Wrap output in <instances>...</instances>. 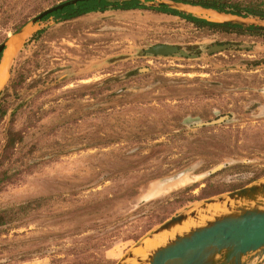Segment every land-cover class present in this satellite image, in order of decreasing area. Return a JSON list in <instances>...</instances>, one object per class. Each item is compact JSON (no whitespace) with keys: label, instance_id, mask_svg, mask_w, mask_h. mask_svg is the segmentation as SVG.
<instances>
[{"label":"rangeland","instance_id":"1","mask_svg":"<svg viewBox=\"0 0 264 264\" xmlns=\"http://www.w3.org/2000/svg\"><path fill=\"white\" fill-rule=\"evenodd\" d=\"M19 4L25 12L49 0ZM195 8L201 15L185 7L216 21ZM36 14L3 84L27 61L0 120V151L9 126L22 132L0 207L53 198L0 235V262L65 255V264L76 253L82 264H114L165 219L264 175V32L212 31L148 9L32 23ZM155 44L188 55L145 52ZM213 44L227 46L207 52ZM32 111L38 119L28 124ZM20 252L28 259L7 261Z\"/></svg>","mask_w":264,"mask_h":264},{"label":"water","instance_id":"2","mask_svg":"<svg viewBox=\"0 0 264 264\" xmlns=\"http://www.w3.org/2000/svg\"><path fill=\"white\" fill-rule=\"evenodd\" d=\"M76 1L80 0H64L46 7L30 21L36 22L44 15ZM158 3H166L170 7L176 4L161 0L150 5ZM226 15L232 18L213 22L236 23L242 27L252 25L264 31L263 24L247 23L243 17ZM4 46L5 42L0 44L1 53ZM226 46L213 44L207 52L220 51ZM145 52L154 55H188L169 44H155L145 49ZM220 120L222 118L215 121ZM185 222L187 226L184 227L182 224ZM161 234H164V239L157 246L141 253L144 241ZM263 255L264 175L237 189L205 198L197 207L165 219L114 264H255Z\"/></svg>","mask_w":264,"mask_h":264},{"label":"trees","instance_id":"3","mask_svg":"<svg viewBox=\"0 0 264 264\" xmlns=\"http://www.w3.org/2000/svg\"><path fill=\"white\" fill-rule=\"evenodd\" d=\"M19 0H0V44L6 41L5 32L8 31L11 34H16L24 27L29 19L35 13H38L43 9L34 4L29 10L23 12L22 4L17 5ZM64 0H49L47 6L54 5ZM145 2L151 0H144ZM172 3H181L191 6H197L203 9L213 10L223 14H229L237 17H258L264 19V0H167ZM20 6V7H19ZM133 10V9H148L159 13H165L177 16L185 21L191 23L195 27H202L212 31L219 32H236V33H261L264 31L258 30L255 26L248 25L242 27L236 23H223L207 21L203 18L194 16L190 13H185L176 10L166 3H158L156 5H146L140 0H80L73 4H68L61 9L52 11L44 15L40 20H45L49 17L53 18L55 22L70 20L79 16H82L91 12H103L105 10ZM39 34V30H35L33 34L28 38L27 42L35 38ZM26 44L23 43V45ZM2 53L0 52V59ZM27 61L9 68L10 77L6 84L0 89V120L7 113L9 107L6 97L10 91L14 94L22 88L24 81L29 73V67L26 65ZM90 92H82L80 96H83ZM11 114V113H10ZM38 117L35 116V112L32 111L26 116L28 124H32ZM22 140V132L20 129H13L9 126L6 130L5 140L0 151V187L12 179V173L7 168V163L10 157L16 150V145ZM218 193L216 190L208 192L205 196ZM53 196H36L20 203L11 204L0 207V235L8 232L12 225H19L25 218L32 215L42 207L49 208V202ZM1 250V248H0ZM0 252V257H1ZM63 257L51 256L50 264H60L65 260ZM7 261H24L28 259L26 252L16 253L15 255L7 256ZM79 258V259H78ZM78 254L74 253L73 258L65 264H82ZM3 264V262H0ZM83 264H85L83 262Z\"/></svg>","mask_w":264,"mask_h":264},{"label":"bare ground","instance_id":"4","mask_svg":"<svg viewBox=\"0 0 264 264\" xmlns=\"http://www.w3.org/2000/svg\"><path fill=\"white\" fill-rule=\"evenodd\" d=\"M192 7V6H190ZM193 7H197V6H193ZM200 8V7H198ZM204 12L205 15H207L208 18L210 19H213V20H221L223 18H225L226 14H222V13H219V12H215L213 10H209V9H203L201 8ZM196 15V14H195ZM224 20V19H223ZM26 26H30L29 24H26L24 27H22L20 29L19 32H17L16 34H14L11 39L7 42L5 41V46H4V53L2 51V58H1V61H0V89L1 87L3 86L5 80H6V77H7V73H8V66H9V60H10V56L12 55V53L16 50L15 48V43L16 41H20L22 38L25 37V35H27L28 31L30 32V30L28 29H25ZM31 27V26H30ZM21 42V41H20ZM6 43H7V46H6ZM182 225L187 226V223H183ZM181 225V227H182ZM180 228V227H179ZM164 239V234H161V235H158V236H155V237H152L150 239H147L146 241H144V244H143V247H142V252H144L145 250H149V249H152L153 247L157 246L162 240Z\"/></svg>","mask_w":264,"mask_h":264},{"label":"crops","instance_id":"5","mask_svg":"<svg viewBox=\"0 0 264 264\" xmlns=\"http://www.w3.org/2000/svg\"><path fill=\"white\" fill-rule=\"evenodd\" d=\"M190 5H187V4H180V3H176L174 6H171L172 8H174V9H176V10H179V11H182V12H185V13H190V14H192L191 12H187V10L185 9V7H189ZM198 8V7H197ZM192 9H193V11L196 13V14H200L201 15V13H199V11H196V8L195 7H193L192 6ZM163 14H165V13H163ZM166 15H169V16H174V15H170V14H166ZM193 15V14H192ZM203 15V14H202ZM204 16V15H203ZM204 17H206V16H204ZM179 18V17H178ZM206 18H208V17H206ZM227 17H225V18H223V19H226ZM245 18H247V17H245ZM181 19V18H180ZM208 19H210V18H208ZM222 19V20H223ZM184 20V19H183ZM212 20V19H211ZM217 21V20H216ZM25 29H28V30H30V32H31V27L30 26H26V28ZM30 32L28 31V33H27V35L24 37V38H22L20 41H16V42H14L15 43V49H17L19 46H20V44L22 43V41L30 34ZM11 39V38H10ZM10 39H8V41L10 40ZM7 41V42H8ZM6 46H7V43H6ZM5 49H6V47H5ZM5 49H4V51H5ZM4 51H3V53H4ZM16 51V50H15ZM15 51H14V53H15ZM3 55V54H2ZM2 58V57H1ZM0 61H1V59H0Z\"/></svg>","mask_w":264,"mask_h":264}]
</instances>
